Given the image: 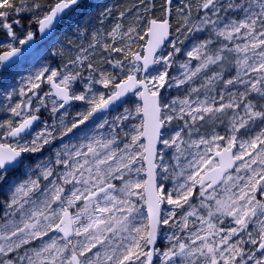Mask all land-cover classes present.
<instances>
[{
	"label": "snow or ice",
	"instance_id": "snow-or-ice-1",
	"mask_svg": "<svg viewBox=\"0 0 264 264\" xmlns=\"http://www.w3.org/2000/svg\"><path fill=\"white\" fill-rule=\"evenodd\" d=\"M81 2L0 0V77ZM116 19L63 70L6 84L0 264H264V0H139Z\"/></svg>",
	"mask_w": 264,
	"mask_h": 264
},
{
	"label": "trees",
	"instance_id": "trees-1",
	"mask_svg": "<svg viewBox=\"0 0 264 264\" xmlns=\"http://www.w3.org/2000/svg\"><path fill=\"white\" fill-rule=\"evenodd\" d=\"M44 3H51L52 0H43ZM154 2L159 5L161 0H154ZM187 2H191L193 4L196 3V0H187ZM139 4V0H100L96 3L93 2V0H87L85 1L82 5L78 7V10L74 12L75 18L74 21L78 23L80 20V26L78 29L77 33V39H70L69 37L66 38V41L69 42V46L66 47H61L59 46L57 49L54 50L53 52V57L50 58V64L59 70H63L64 66L69 63V61L80 54V49L82 47H87L91 36L90 33L96 31L97 29H101L103 32H107L111 29V27L117 23L116 17L119 15L120 11H125L128 8H132L134 5ZM174 5H178V0H174ZM182 6V5H181ZM106 8H110L112 10L113 15L109 16L103 25L100 24V13L104 12ZM82 10V12H79ZM159 14V13H157ZM193 16L196 15L195 9H193L192 12ZM71 19V18H70ZM87 20V21H86ZM86 21V22H85ZM69 16L66 17L62 25L57 31V34L65 28L69 24ZM85 22V23H84ZM125 25L131 23V20L126 18L124 21ZM86 25V26H85ZM32 30H36V25L32 24L31 26ZM56 34V35H57ZM99 57V53L97 54ZM104 55H107L106 53ZM95 62V61H94ZM98 67L101 69H108V70H113L111 69V66L108 65L106 62H104L103 57H99V64ZM115 71V70H113ZM87 74V73H85ZM97 89H100L103 91L101 87H98L96 85ZM48 89L47 84H43L42 88L40 91H45ZM35 100H33V103L35 104ZM127 107V105H125ZM123 108L121 107L119 110L116 112L110 114L115 115L119 114ZM120 111V112H118ZM41 115L44 118V121H47L48 123H51V118L48 115V112L44 109L41 110ZM43 125V124H42ZM41 125V126H42ZM40 126V127H41ZM39 127V128H40ZM38 128V129H39ZM37 129V130H38ZM57 146V144H54L53 147ZM49 154V149L48 147L45 148L43 153H39L37 155H45Z\"/></svg>",
	"mask_w": 264,
	"mask_h": 264
},
{
	"label": "rangeland",
	"instance_id": "rangeland-1",
	"mask_svg": "<svg viewBox=\"0 0 264 264\" xmlns=\"http://www.w3.org/2000/svg\"><path fill=\"white\" fill-rule=\"evenodd\" d=\"M98 1H100V0H93L94 3L98 2ZM79 12H82V10H80ZM74 18H75L74 13H71L69 15V20H70L69 24L65 28H63L56 35V37L54 39L49 40L47 43H45L44 45L39 47V52H40L39 56H32V57H28V58L24 59L22 61V63L20 65H18L13 70V72L11 74L5 73L3 77H0V122L4 121L5 119L11 118L10 114L3 110V105L6 103V101L4 99V89L6 87V84H11L12 86H14L16 88L23 86L20 83L21 77H20V75H17V73H22L23 75L26 76L29 73H35V72L39 71L41 69V67H43V66H46L51 70H59L58 68L52 66L50 64L49 60L51 57H53L54 50L57 49L59 46H61V47L69 46L70 41H66L67 37H69L70 39H77V33H78V29L80 26L79 24H80L81 20L78 23H76V21H74ZM70 25H71V27H70ZM193 63H195V62H193ZM173 71L177 72L178 69L174 68ZM85 75H87V74H85ZM13 76L15 77L14 80L12 79ZM79 86L80 85L78 84L77 87H79ZM97 86L101 87L100 85H97ZM20 99H21V97H19V96H13L12 103L14 104V103L18 102ZM120 111L122 112L123 110H120ZM120 111H118V112H120ZM119 114H115V115H111V116L108 115L107 118L109 120H111L116 115H119ZM42 127H43V125L39 129H41ZM219 130L223 133L222 127ZM77 131H79V130H77ZM2 132H3V129H0V133H2ZM101 132L104 133V130H101ZM104 134H106V133H104ZM68 140H69V137H65L63 141L57 139L55 141V144H57V146H59L65 142H67ZM77 142L78 141L75 139H73V141H72V143H77ZM10 178L16 179V176H10ZM116 183L119 184L118 181ZM0 189H3V185H0ZM5 199H6V197L3 193V191H0V217H3V214L6 211V206L4 203Z\"/></svg>",
	"mask_w": 264,
	"mask_h": 264
},
{
	"label": "water",
	"instance_id": "water-1",
	"mask_svg": "<svg viewBox=\"0 0 264 264\" xmlns=\"http://www.w3.org/2000/svg\"><path fill=\"white\" fill-rule=\"evenodd\" d=\"M84 1H86V0H82L81 4H82ZM48 40H49V39H45L44 37H41L39 33H37L36 38H35V43H36L37 46H40V45L44 44L45 42H47ZM25 47L27 48V46H25ZM119 108H120V107H119ZM119 108H117V109H119ZM117 109H116V110H117ZM116 110H114V111H116ZM112 112H113V111H112ZM41 121H43L42 116H41ZM41 121H37V122L33 125V131L37 128L38 125L41 124ZM158 243H159V241H158Z\"/></svg>",
	"mask_w": 264,
	"mask_h": 264
}]
</instances>
